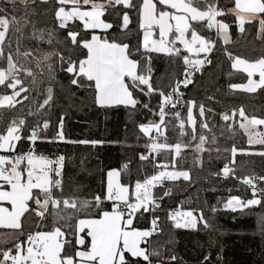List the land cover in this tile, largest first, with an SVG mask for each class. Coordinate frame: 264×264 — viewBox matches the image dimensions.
I'll return each instance as SVG.
<instances>
[{
	"label": "snow or ice",
	"instance_id": "6c2138e0",
	"mask_svg": "<svg viewBox=\"0 0 264 264\" xmlns=\"http://www.w3.org/2000/svg\"><path fill=\"white\" fill-rule=\"evenodd\" d=\"M40 5L55 6L43 11L45 15L52 11L58 29L66 32L63 39L55 28L37 26L34 17ZM134 19L141 39L133 45L128 34ZM70 21H79L82 29L70 26ZM233 25L241 34L248 32L246 25L255 27L256 38L264 42V0H229V5L221 0H0V229L11 233L10 239L0 241V264H183L174 251L157 246L152 237L164 231L156 213L164 198L172 195L165 181L191 183V169L183 170L181 164L186 150L194 153L193 164L201 169L214 159L226 160L209 176L243 186L245 195H234L229 188L228 198L217 201L224 211L264 209V174L238 175L236 160L238 155L264 160V116L250 114L243 106L217 111L187 99L182 90L213 63L211 54L218 41L232 42ZM33 41L35 47L26 43ZM224 53L232 69L247 74V83H230V91L264 90V55L250 61L227 48ZM153 54L181 59L184 65L183 78L170 83L167 91L153 82ZM58 73L64 74L70 87L90 91L97 107H124L130 116L146 110L151 115L136 125L137 142L144 139L138 160L142 166L152 165L151 174L125 182L129 161L119 170L107 171L103 197L65 195L66 157L38 152L37 142L92 146L104 142L66 140L64 115L55 134H47L51 121L46 117L56 104ZM257 75L259 79H253ZM45 82L48 86L41 91ZM31 92L37 94L36 110L29 107L25 115L5 121V110L23 111ZM153 98H158L155 107ZM207 100L219 103L214 96ZM28 117L37 118L31 127ZM169 131L176 134L175 143L169 142ZM241 133L248 148L227 146ZM24 142L27 151L18 150ZM256 145L261 148L255 149ZM157 188L163 191L155 193ZM219 210L210 207L213 214ZM146 214L150 226L142 228ZM168 219L176 229L214 227L203 210L198 216L194 210L169 211ZM259 219L264 234V214ZM29 220L31 224H26ZM200 264H212L210 252Z\"/></svg>",
	"mask_w": 264,
	"mask_h": 264
},
{
	"label": "trees",
	"instance_id": "16d2710c",
	"mask_svg": "<svg viewBox=\"0 0 264 264\" xmlns=\"http://www.w3.org/2000/svg\"><path fill=\"white\" fill-rule=\"evenodd\" d=\"M224 5H229V0H221ZM54 5H40L39 14L34 17L37 26L43 29L57 30L58 38L63 39L66 32L57 27L52 11L46 15L44 9H52ZM231 20V17H229ZM69 25H77L82 29L79 21L69 22ZM132 29L128 34V41L136 44L141 39L138 35L135 19ZM248 32L241 34L235 25L230 29L231 43L224 45L218 41L217 48L212 52L213 63L208 65L202 73H196L193 84L183 89L187 99H195L216 108L231 109L243 106L247 112L264 116V90H258L255 94L242 91L232 92L229 90L230 83L242 84L247 81V74L231 68V61L224 53L227 48L235 55L254 61L264 55V42L256 38V28L246 25ZM207 34V33H205ZM215 38V34H211ZM28 46L35 47L36 42H26ZM14 46V45H13ZM44 50H52L47 44H40ZM56 48H63V45H55ZM154 73L153 82L169 90L168 85L175 79L183 78L184 65L181 59H173L163 54H153L152 60ZM63 82V87L59 83ZM47 82L41 85V91L46 90ZM75 92V95H72ZM56 104L48 113L46 118L50 119L51 127L47 134H55L56 125L61 115L65 116L64 134L68 141L98 140L102 144L82 145L66 142H37V151L55 157L64 155L66 157L64 177L65 195H76L82 199L91 198L94 195H103L106 191V173L111 169H120L125 162L130 163L128 175L123 176L125 182H135L137 178L143 179L145 174H151L153 167L150 163L144 162L143 166L138 160V153L144 151V139L138 143L137 124L151 119L146 110H137L134 115H129V110L124 107L100 108L93 102V95L90 91L76 89L68 85L63 73H58V82L54 86ZM36 92L29 93L30 99L24 101L23 111L8 113L5 110L3 119L9 121L14 115L23 116L29 107L36 110ZM208 96H214L219 103L207 100ZM42 102V97L38 98ZM158 98H153L152 106L155 107ZM20 106H18L19 109ZM36 117H28V126L36 122ZM3 127V125H0ZM264 130V126H262ZM142 135V134H141ZM169 142H176V134L168 132ZM247 137L242 133L238 134L233 141H227V146L235 143L237 147L248 148ZM223 143V142H222ZM260 149L261 146H253ZM27 142L18 145V150L27 151ZM194 153L186 150L184 160L181 161L183 170L191 169V183L183 181L171 183L165 181V188H172V195L165 197L161 208L157 210L160 217V224L164 231L152 240L157 246L165 245V250H172L182 258L183 264H200L203 257L211 253L212 264H264V234L260 228V216L264 209L257 206L251 210L245 209L243 213L224 211L223 205H217L220 199H227L231 188L234 195H245L243 186L236 180H222L209 176V171H217L223 167L226 160L214 159L211 164L205 163L203 169L193 164ZM157 159H163V155ZM170 159V157H169ZM207 159L205 154V160ZM239 166L238 175L250 174L252 171L264 174V160L259 156L236 157ZM179 168V165H178ZM171 170V168H169ZM215 189L214 191L212 189ZM163 189L157 188L156 192ZM250 195V193H248ZM105 207L109 202H105ZM182 210H194V215L200 211L212 221L213 229L205 230L198 224L197 228L176 229L168 219V212L174 211L177 207ZM218 206L220 209L215 214L211 213L210 207ZM151 217L146 214L140 221V227H149ZM31 224V220L26 221ZM47 225L52 226V219L49 217ZM34 227V225H33ZM11 233L8 230L0 229V241L10 239ZM171 241V243H169ZM10 246V245H9ZM219 257V261H217Z\"/></svg>",
	"mask_w": 264,
	"mask_h": 264
},
{
	"label": "rangeland",
	"instance_id": "374dc122",
	"mask_svg": "<svg viewBox=\"0 0 264 264\" xmlns=\"http://www.w3.org/2000/svg\"><path fill=\"white\" fill-rule=\"evenodd\" d=\"M253 79L258 80L259 79L258 75L257 76H254ZM246 83H247V81L245 83H242V84H246ZM171 183H179V181H175V182H171ZM155 193H158V192H155Z\"/></svg>",
	"mask_w": 264,
	"mask_h": 264
},
{
	"label": "built area",
	"instance_id": "2783aa9c",
	"mask_svg": "<svg viewBox=\"0 0 264 264\" xmlns=\"http://www.w3.org/2000/svg\"><path fill=\"white\" fill-rule=\"evenodd\" d=\"M183 90V89H182ZM184 91V90H183ZM177 209H180V210H182L179 206L175 209V210H177ZM185 211V210H184Z\"/></svg>",
	"mask_w": 264,
	"mask_h": 264
},
{
	"label": "crops",
	"instance_id": "0c3cea01",
	"mask_svg": "<svg viewBox=\"0 0 264 264\" xmlns=\"http://www.w3.org/2000/svg\"><path fill=\"white\" fill-rule=\"evenodd\" d=\"M71 22V21H70ZM157 191V189H154V192H156Z\"/></svg>",
	"mask_w": 264,
	"mask_h": 264
},
{
	"label": "water",
	"instance_id": "95a60500",
	"mask_svg": "<svg viewBox=\"0 0 264 264\" xmlns=\"http://www.w3.org/2000/svg\"><path fill=\"white\" fill-rule=\"evenodd\" d=\"M185 229H189V228H185Z\"/></svg>",
	"mask_w": 264,
	"mask_h": 264
}]
</instances>
